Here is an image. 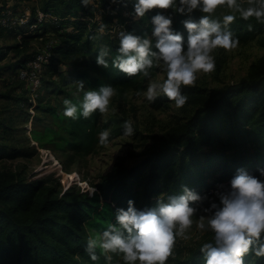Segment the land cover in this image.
Wrapping results in <instances>:
<instances>
[{"label": "trees", "instance_id": "16d2710c", "mask_svg": "<svg viewBox=\"0 0 264 264\" xmlns=\"http://www.w3.org/2000/svg\"><path fill=\"white\" fill-rule=\"evenodd\" d=\"M57 2L59 9L52 3L44 10L58 18L55 32L59 37L51 44L50 52L56 53L52 57L62 63L63 58L87 57L83 69L62 68L60 85L68 86L76 79L88 86L79 90V96L59 85L52 87L50 93L63 92L64 96L59 102L60 109L56 104L46 108L56 120L65 123L67 135L62 136L65 144L85 154L99 141L98 133L109 125L108 140L123 132L121 117H110L100 124L101 112L97 109L89 117L80 115L74 119L63 113L66 107L63 100L68 97L78 103L86 90L103 83L112 84L119 92L129 86L141 87L138 78L142 72L130 76L111 60L118 54L122 31L149 34L152 22L145 23V16L134 18L122 13L124 9L133 12L132 0ZM27 24L29 27L34 24L35 28L23 31L20 42L0 46V60L11 49L24 51L31 37L46 31L47 22L39 20L36 14ZM230 27L239 39L247 40L264 29V20L255 16L245 19L237 12ZM37 28L43 31H36ZM102 43L110 46L107 67L95 59ZM32 58L34 55L25 53L16 67L24 66ZM8 69L9 65L0 63V76ZM181 88L193 105L191 112L155 135L139 162L130 166L115 163L111 170L100 175L94 193L74 186L60 188V181L53 182L50 177L28 179L16 171L0 169V264H129L120 252H112L109 260L108 253L97 247L99 258L93 260L86 251L88 237L92 233L99 235L109 223L115 222L116 209L126 208L129 198L134 199L136 206L151 207L156 205L158 196L167 199L169 194L182 191V185L201 192L206 185L234 175L241 166L253 174L259 173L258 169L264 167V55L235 82L211 87L181 85ZM202 243L191 248L185 257H174L166 264H204ZM245 264H264V255L250 251L245 254Z\"/></svg>", "mask_w": 264, "mask_h": 264}, {"label": "clouds", "instance_id": "9594fccd", "mask_svg": "<svg viewBox=\"0 0 264 264\" xmlns=\"http://www.w3.org/2000/svg\"><path fill=\"white\" fill-rule=\"evenodd\" d=\"M87 3V0H82ZM134 18L144 17L153 8L171 9L156 11L151 16L152 29L149 34L124 30L120 33L118 54L111 63L122 72L133 75L142 72L150 76L154 65L166 69V78L152 80L144 92L153 102L163 93L183 106L188 95L181 85L196 82L200 70L211 72L216 67L213 50L218 46L226 49L236 47L239 37L234 35L230 22L237 12L245 19L255 16L264 20V0H251L245 5L242 0H132ZM226 3L232 9L222 18L211 15L218 4ZM202 14L193 18V13ZM176 13L184 16L182 24L186 30L174 27ZM251 27V25H249ZM110 46H102L96 54V62L109 65ZM80 88L84 81L78 80ZM115 87L103 83L98 88H89L78 103L66 97L63 100L64 114L72 118L89 117L97 109L108 111ZM124 133L134 134L130 120L124 122ZM110 130L100 133L101 143H107ZM259 175L244 167H238L229 179L215 190L214 198L202 195L187 185L182 191L172 193L167 199L157 197L155 206L138 208L129 198L127 207H118L115 222L108 224L99 235L89 236L86 251L91 259L99 258L97 247L104 253L120 252L129 264H166L172 254L177 235H184L193 225L194 214H199L198 227L210 229L213 238L200 245L204 264H245V254L250 251L264 255V167ZM95 188L93 187L92 193ZM209 199L201 209L196 202ZM106 259H111L106 255Z\"/></svg>", "mask_w": 264, "mask_h": 264}, {"label": "rangeland", "instance_id": "374dc122", "mask_svg": "<svg viewBox=\"0 0 264 264\" xmlns=\"http://www.w3.org/2000/svg\"><path fill=\"white\" fill-rule=\"evenodd\" d=\"M242 1L251 2V0ZM52 3H55V7L59 9L57 0H0V24L7 26L4 28L0 25V46L20 42L23 31L35 28L34 24L30 27L27 24L32 15L36 14L39 20L47 22V26L44 25L46 27L44 34L29 37L30 44L24 51L11 49L0 60L1 64L10 67L0 76V169L16 171L28 179L50 177L53 182L60 181V188L74 186L75 189L91 192L100 175L111 170L115 163L130 166L139 162L151 147L155 135L163 133L176 121L183 119L191 112L193 105L188 98L183 106H177L174 99L166 97L163 93L153 102L147 100L144 92L148 84L152 80L162 81L167 74L162 65H154L150 76L140 73L138 81L141 87L129 86L122 92L115 87L116 91L111 98L108 111L99 115L100 124L110 117H121V123L130 120L135 129L134 134H125L123 129V132L108 140L107 143H101L100 133L103 131L101 130L98 133L99 141L89 153L83 154L68 147L62 138L67 135L65 123L60 119L56 120L46 106L56 104L60 109L59 102L64 93L60 92L58 95L50 93L52 87L56 85L72 90L74 95L78 96L79 90L87 88L88 85L85 82L84 88H80L76 79L68 86L60 85L64 72L61 71L62 68L77 66L83 69L82 65L87 57L63 58L62 63L54 58L56 53L50 52L49 44L59 37L55 32L58 18L44 11ZM158 10L172 11L171 9H150L145 14V23L150 22L151 16ZM127 11L133 15V12L127 9L122 10V13L126 15ZM229 11L232 9L226 3L218 4L211 15L222 18ZM202 14L208 13L196 10L193 18H198ZM183 19V15L176 13L173 23L174 27H180V30L187 35L182 24ZM35 30L43 31L41 28ZM102 46L104 43L101 44ZM23 53L34 55V58L25 62L22 67H16ZM38 55H44V57L42 56L41 60L35 64L34 61L37 60ZM213 55L216 59L215 69L211 72L198 71L196 82L192 85L219 86L235 82L245 76L250 65L264 55V29L253 38L239 39L236 47L226 49L218 46L213 50ZM88 71L90 75L96 76L94 71ZM38 75L41 77V85L34 90L29 76L35 80ZM62 108L63 106L61 111ZM109 128L110 125L106 129ZM48 129L56 132L48 131ZM206 186L203 188L205 189ZM209 188L204 192L202 189L200 193L206 194ZM215 190L214 188L212 192L207 193V197L214 198ZM209 202V199H205L196 203L203 209ZM193 220V225L184 235H177L172 254L167 261L174 257H185L191 248L213 236L210 229L198 227L199 214H194ZM96 232L99 231L96 230ZM108 255L113 253L109 252Z\"/></svg>", "mask_w": 264, "mask_h": 264}, {"label": "built area", "instance_id": "2783aa9c", "mask_svg": "<svg viewBox=\"0 0 264 264\" xmlns=\"http://www.w3.org/2000/svg\"><path fill=\"white\" fill-rule=\"evenodd\" d=\"M126 15H130L129 11L126 12ZM51 44H52V42L49 44L50 47H51ZM42 56L44 57V55H38V56L36 57L37 60L34 61L35 64H37L38 60H41ZM36 58H35V59H36ZM45 58H47V56H45ZM33 60H34V59H33ZM29 78H30V81H31L32 88H33L34 90L37 89L38 87H40V85H41V77H40L39 75H38V77L35 78V80L32 79L30 76H29ZM257 175H259V173H257ZM231 177H232V176H228V177L222 178V179H220V180H218V181H216V182H214V183H212V184H209L208 186H206L205 189H203V192H204L205 190H207L210 186H211V188H209V190L206 191V194L212 192V191L214 190V188H215V189L219 188L221 184H223L224 186L227 185V183H228V181H229V179H230ZM213 187H214V188H213Z\"/></svg>", "mask_w": 264, "mask_h": 264}]
</instances>
